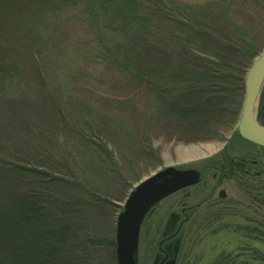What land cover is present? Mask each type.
Masks as SVG:
<instances>
[{
	"label": "rangeland",
	"instance_id": "374dc122",
	"mask_svg": "<svg viewBox=\"0 0 264 264\" xmlns=\"http://www.w3.org/2000/svg\"><path fill=\"white\" fill-rule=\"evenodd\" d=\"M179 1L193 5L200 0ZM64 3L72 2L0 0V84H11L8 95L0 97V157L18 169L0 167V190L33 199L40 207L60 210L71 229L69 243L55 256L54 264H116L105 245L108 239L115 240L116 219L129 193L140 181L169 166L194 169L200 179L147 213L139 234L137 264H154L161 245L177 249L175 254L170 249L176 264H214L222 256H228L233 264H264V203L256 196L259 190L264 195V151L243 142L236 131L243 93L239 98L234 86L242 66L247 65L244 81L255 60L236 65L237 51L248 44L244 33L251 32L245 31L244 21L251 14L249 7H237L242 22L224 21V15H220L219 25L212 21V29L208 26L202 36L207 44L184 46L195 53V63L172 65L174 71L166 83L167 74L162 73L145 85L127 71L129 62H124L126 67L110 62L100 66L82 58L84 71L73 69L76 43L85 44L92 31L73 19L71 12L64 17ZM69 5L71 10L74 1ZM57 21H66V25L58 31L54 61L43 65L52 41L41 34L47 27L55 32ZM150 28L149 41L157 49L172 50L177 44L163 18L152 20ZM250 41L257 49L263 47L260 53L264 50V35L255 34ZM20 53L25 56L23 66L14 60ZM44 67L65 80L73 69V76L78 74L87 83L78 108L86 106L89 112L82 113L88 124L85 132L111 154L110 158H96L93 175L87 159H81L80 152L66 142L69 131L54 103L61 100L46 91ZM160 68L146 69L147 74L156 77L155 70ZM175 90H183L178 100L203 119L196 126L189 127L185 118L174 117L173 107L163 101L165 93ZM262 100L260 93L256 120ZM162 105L165 108L161 111ZM235 105L234 121L230 113ZM225 156L241 163L242 178L221 175L222 166L227 164ZM19 168L47 176L23 175Z\"/></svg>",
	"mask_w": 264,
	"mask_h": 264
},
{
	"label": "trees",
	"instance_id": "16d2710c",
	"mask_svg": "<svg viewBox=\"0 0 264 264\" xmlns=\"http://www.w3.org/2000/svg\"><path fill=\"white\" fill-rule=\"evenodd\" d=\"M73 1L74 6L70 10L69 4L72 5ZM71 2L62 5L66 9L65 11L63 10V16L67 17L66 12H71L73 19L82 21L92 31L91 38L85 44L80 45L76 43L78 51L72 55L71 65L79 73L84 71L83 63L85 61H81L82 58L84 60L85 58L93 60L100 66L108 62L125 66L124 62H129L126 65H130V68L127 67L130 71H127L139 83L150 85L148 84L150 78L157 79L162 73L167 74L164 80L166 83L168 79H171L170 72L174 71L172 65L193 64L198 60L195 53L189 50V48L185 50L184 46L200 47L203 43L204 45L207 44V39L202 36H204V29L208 28V26L209 29H212L209 25L212 21L219 25V23H222L220 15H224V21L226 19L227 21L242 22L240 20L241 17L237 14V7H249L251 14L249 17L246 16L248 19L244 21L247 25L245 31L251 29V34L244 33V38L248 44H246V48L244 47L237 51L239 57L236 60V63L238 62L236 65L241 67L242 63L246 60L250 62L258 56L263 48L257 49L255 43H252L250 40L255 34L264 35V0H200L193 5L187 3L181 4L179 0H71ZM160 17L169 26V34H172L171 38L177 41L172 50H169L167 47L157 49V45L152 46L150 44L148 33L152 34L150 28L151 21ZM56 24L57 29L55 32L49 30L47 27L41 34L47 41H52L50 48H48L43 58V65L45 62L54 61L56 51L55 40L59 38L60 34H58V31L63 29V24L66 25V21L62 23L57 21ZM176 32H179V36L176 35ZM200 38L203 40L201 41ZM189 39L194 41L192 45L186 44V41ZM208 42H211V39ZM80 46H83L84 50ZM159 56L163 57L162 60H156ZM23 57H25L23 53H20L14 59L15 63L23 66ZM157 66L161 67L160 70H155L157 76L149 77L147 74L149 71L146 69ZM168 67L170 68L168 69ZM242 67H244V70L241 76L237 80L234 78V81H237L234 87L236 95L239 98L243 93V77L247 65ZM73 69L69 71L71 76L65 80L63 75H51L49 67L46 69L44 67L43 75L47 85L46 91L52 95H56L57 100H61L60 103H54L59 108L58 114L61 121L69 131L66 142L67 144H72L71 146L80 152L81 159H87L86 164L89 166V173L93 175L97 168L96 163L98 161L96 158L102 155L110 158L111 154L103 146L94 144L85 132L86 125L88 124L84 120L82 113L83 111L84 113L89 112H87L84 104L83 108L80 107V110L78 108L80 101H84L82 91H85L84 87L87 83L78 74L73 76ZM10 86L11 84L8 86L0 84V97L4 98L8 95ZM182 91L168 93L167 95L165 93L163 101L167 106L173 107L171 112L174 117L185 118L186 125L189 127L196 126V123L198 124L203 119L200 118L199 114L193 113L192 108L185 107L182 105V101L178 100L177 97L183 95ZM81 94H83V98ZM261 94L264 96V85ZM183 103L185 104L186 102ZM163 107L162 105L160 109H163ZM231 110L230 115H234L233 119L235 121L237 105ZM96 115L99 114L96 112ZM257 121L259 124L264 125L263 100L258 109ZM249 145L264 151L263 148ZM226 159L228 158L226 157ZM226 159L223 162H227V164L222 166V170L220 169L221 175L230 174L232 178H242L241 163L238 164L230 161V159ZM81 163L84 165V160ZM10 166L13 167V171L18 170L10 161L0 157V167L5 168ZM19 169L20 173H24L23 175L34 178H40V175L47 176L36 170ZM80 172L82 173L83 170L80 169ZM259 191L256 192V196L259 195L264 203V195ZM34 201L21 195H13L10 190H0V264H54L55 256L66 247L67 241L69 243L67 237L71 228L65 222L60 210H54L51 207H40ZM38 217L39 219L37 220ZM101 244L103 243H96V245ZM105 246L109 249L111 259L114 261V239H108ZM251 252L254 257L255 255H259L255 251ZM214 264L233 263L228 256H222Z\"/></svg>",
	"mask_w": 264,
	"mask_h": 264
},
{
	"label": "water",
	"instance_id": "95a60500",
	"mask_svg": "<svg viewBox=\"0 0 264 264\" xmlns=\"http://www.w3.org/2000/svg\"><path fill=\"white\" fill-rule=\"evenodd\" d=\"M264 85V50L255 58L243 81V100L236 131L245 142L264 149V126L256 120V107ZM200 175L194 169L165 167L140 181L129 193L116 219V264H137L139 234L147 213L159 202L185 188L196 185ZM174 254L177 252L173 248ZM156 261V260H155ZM154 264H156L154 262ZM176 264L173 255L165 263Z\"/></svg>",
	"mask_w": 264,
	"mask_h": 264
},
{
	"label": "flooded vegetation",
	"instance_id": "af4514ba",
	"mask_svg": "<svg viewBox=\"0 0 264 264\" xmlns=\"http://www.w3.org/2000/svg\"><path fill=\"white\" fill-rule=\"evenodd\" d=\"M241 169H243L242 168V166H241ZM223 195L220 193V196L219 197H222ZM169 238H167V239H164V242L166 243V242H168L169 240H168ZM164 245H161L160 246V248L158 249L159 250V253L161 254H159V256H157L156 257V261L154 260V262L156 263V264H161V263H165V262H167L169 259H171L172 257H173V255H171V252H170V249H172L171 247H172V245H170V246H165V247H163ZM173 250V249H172Z\"/></svg>",
	"mask_w": 264,
	"mask_h": 264
}]
</instances>
